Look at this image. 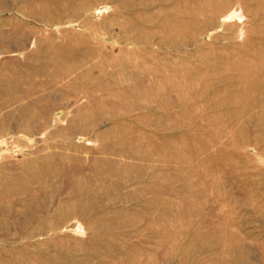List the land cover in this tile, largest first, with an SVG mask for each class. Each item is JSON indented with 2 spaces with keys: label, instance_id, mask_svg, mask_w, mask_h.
<instances>
[{
  "label": "rangeland",
  "instance_id": "obj_1",
  "mask_svg": "<svg viewBox=\"0 0 264 264\" xmlns=\"http://www.w3.org/2000/svg\"><path fill=\"white\" fill-rule=\"evenodd\" d=\"M0 264H264V0H0Z\"/></svg>",
  "mask_w": 264,
  "mask_h": 264
},
{
  "label": "crops",
  "instance_id": "obj_2",
  "mask_svg": "<svg viewBox=\"0 0 264 264\" xmlns=\"http://www.w3.org/2000/svg\"><path fill=\"white\" fill-rule=\"evenodd\" d=\"M49 97H46V99H47V102H49V101H51V100H53L54 99V97H53V95L52 94H49L48 95ZM55 96V95H54Z\"/></svg>",
  "mask_w": 264,
  "mask_h": 264
}]
</instances>
